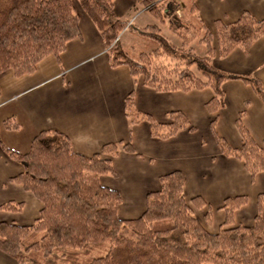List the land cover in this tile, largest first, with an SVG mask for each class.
I'll list each match as a JSON object with an SVG mask.
<instances>
[{
    "label": "trees",
    "instance_id": "obj_1",
    "mask_svg": "<svg viewBox=\"0 0 264 264\" xmlns=\"http://www.w3.org/2000/svg\"><path fill=\"white\" fill-rule=\"evenodd\" d=\"M99 30L108 50L111 67L127 66L132 76L156 92L210 88V113L225 107L223 83L232 79L259 82L217 68L219 55L235 49L248 53L264 38V20L244 12L237 21L215 22L209 28L198 15L196 0H138L180 45L162 35L161 26L145 27L139 38L145 48L125 46L120 36L127 22L117 18L115 0H77ZM179 11L183 14H179ZM81 37L80 14L75 0H0V74L13 71L30 75L50 55L60 57L67 44ZM202 54L195 52L193 42ZM174 62V63H173ZM1 93V91H0ZM127 115L137 124L146 118L154 138H171L187 125L182 112H172L169 123L155 122L135 108L134 93L126 99ZM8 128L18 125L5 122ZM240 148H232L216 136L223 154L241 160L252 180L264 172V144H259L241 122ZM128 144H106L91 157L77 154L71 140L57 131H42L27 153L6 149L23 167L13 178L43 205L32 225L0 222V251L18 264H264V216L258 213L250 226L234 225L235 211L247 203L246 196L228 197L225 222L217 233L209 232L185 197V174L174 171L160 177V189L147 195L146 208L136 219H121V194L104 186L101 177L116 176L112 158ZM203 208L201 197L192 200ZM23 204L0 206L20 212ZM211 219V211L207 214Z\"/></svg>",
    "mask_w": 264,
    "mask_h": 264
},
{
    "label": "crops",
    "instance_id": "obj_2",
    "mask_svg": "<svg viewBox=\"0 0 264 264\" xmlns=\"http://www.w3.org/2000/svg\"><path fill=\"white\" fill-rule=\"evenodd\" d=\"M196 4L199 17L211 29L215 28L216 21L233 23L244 12L264 20V0H196ZM134 5L135 0H115V13L119 9L127 11ZM80 28V38L71 40L60 57L50 55L42 60L34 73L17 77L10 70L0 74V206L10 202L24 206L20 212L0 209V222L32 225L39 217L43 205L13 181L23 172V167L8 155L6 149L27 153L33 139L40 132L50 130L66 135L74 151L87 157L100 153L106 144L130 143L133 146V151L123 149L112 158L116 176L101 177L104 186L117 190L122 196L118 211L121 219L140 217L146 208L147 195L160 189V177L174 171L185 174V197L190 205L193 198L201 197L212 207L215 203L209 196H213L217 199L220 215L226 198L246 196L249 199V189L255 182L264 180V172L252 180L241 160L224 156L221 152L211 157L200 148L199 140L186 132H177L169 138V153H163L168 142H159L152 137L150 126L141 121L131 125L125 107L127 97L133 92L135 108L140 113L150 112H144L140 106L149 110L161 107L165 113L169 108V111H179L188 117V108L196 106L207 119L206 104L213 98V90L158 94L147 87L142 78H134L127 66L111 67L100 32L85 12L80 14ZM213 63L227 73L237 76L255 74L264 81V38L257 40L248 53L235 49L225 58L217 55ZM222 88L225 107L216 114L217 125L223 130L224 136L221 137L226 140L227 133L236 140L242 139L236 117L250 99L253 106L247 109L246 125H243L262 145L258 136L264 140V103L242 81L228 80ZM163 96H169V101L158 98ZM7 120L18 127L8 128ZM217 133L219 136V131ZM242 144L231 147L237 149ZM213 150L218 152L219 149L215 146ZM159 161L163 162L157 164ZM204 167L210 168L213 174L207 183L208 191L198 189L188 193L187 172L195 173ZM237 211L235 221H239L237 225H244L236 215ZM221 216L224 223L226 214ZM204 225L211 233L220 230L213 232L205 222ZM0 264L18 263L0 251Z\"/></svg>",
    "mask_w": 264,
    "mask_h": 264
},
{
    "label": "rangeland",
    "instance_id": "obj_3",
    "mask_svg": "<svg viewBox=\"0 0 264 264\" xmlns=\"http://www.w3.org/2000/svg\"><path fill=\"white\" fill-rule=\"evenodd\" d=\"M129 1H134V0H129ZM75 8L78 14H82L84 12L81 9V6L77 0H75ZM179 14L181 16L183 15L180 11H179ZM116 16L119 20L125 21L128 24L126 30L120 36L121 42L125 46L129 47L130 45L134 44L136 46V50L144 49L146 42L145 40L139 38V36H140V33L144 32L143 29L149 25L161 26L162 35L180 45V40L168 29V25H169L168 19L166 21V24L161 25L159 21H157V19H155L149 12L146 11V9L143 6H141L138 0H135V5L130 8L128 7L127 11L119 9V12L116 13ZM192 46L194 47L195 52H197L198 54L199 53L202 54V52L200 51V47L198 46L196 41L193 42ZM240 76H246L254 80L255 83L256 82L260 83L262 89L255 86L252 82H247L243 79H232V80L242 81L248 86H250L253 89L255 96H257V98H259L264 103V81L258 78L255 74L254 75H240ZM158 94L160 93L158 92ZM161 94H166V93L161 92ZM134 98H135V94H134ZM158 98H161L160 100L162 101L164 100L169 101V96H165V97L163 96V97H158ZM250 106L251 107L253 106V100L251 102V100L249 99L245 102L244 108L241 109L242 112L238 113L236 117V121H238V119H241V122L244 125H246L245 116L247 114V109ZM140 107L144 112L150 111V112H145L142 114H145V115L152 114L154 121L159 122V123L172 122L174 118L171 116V113L179 112L175 110L169 111V108H168L165 113L161 110V107L152 108L151 110H149L148 108H144L142 106ZM187 111H186L188 113L187 118L189 122L187 123L185 127H182L178 132H186V133L193 135V138L195 140H199V142L201 143L200 148H203V151L206 154L210 153L211 157L218 156L219 152H221V154L224 155L219 145L217 136H216V134L218 135L217 133L218 131H219L220 137L221 135H223L222 134L223 130H221L220 126L217 125L218 119H217L216 114L210 113L206 109L208 118L205 119L203 118V115L197 109L196 106L188 108ZM140 123L147 124L150 126V122L146 118L141 120ZM131 125H136V124L132 123L131 121ZM237 129H238V126H237ZM239 134L240 136H242L240 132ZM225 135L227 139L226 140L224 138L223 139L232 147L234 146L238 147L241 145V142L243 143V138L239 141V140H236V138H234L231 134L225 133ZM258 138L260 139L259 142L264 144V140H261L262 139L261 136H258ZM156 139L159 140V142H168L163 153H166V154L169 153V138H165V139L156 138ZM213 143L219 149L218 152H213L214 151L213 149L215 148ZM198 152H201V150L198 149ZM159 159H164V157H159ZM162 162L163 161H159L157 162V164L162 163ZM167 169H169V166L167 167ZM212 175L213 174L211 173V169L207 167H204L200 171L195 172V173H193L192 171L187 172V180H188L187 192L191 193L192 191H197L198 189L203 192L208 191L207 183L211 179ZM263 182L264 180L254 183L253 187L249 189V192H248L249 199L247 203L241 207L242 211L241 210L239 211L238 209L236 213V215L240 218V221H243L244 225H247V226L252 225V223L254 222V216L258 214L259 212L262 213V215L264 216V183ZM209 197L215 203V205H213L212 207L209 206V204H206L203 208H200V207L195 206L193 202H191V205L195 208L194 213L196 215H199L200 219L203 221V223L204 222L206 223L209 230L216 232L220 229V224H222L224 221V218L221 216V214L224 215L225 212H224V209L221 208L220 215H219V212H217V204H216L217 199L213 198V196H209ZM243 208L245 209L243 210ZM209 211H211L210 220L207 218V215H206ZM238 222L239 221L236 220L234 222L235 223L234 225H237Z\"/></svg>",
    "mask_w": 264,
    "mask_h": 264
}]
</instances>
